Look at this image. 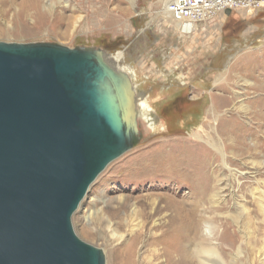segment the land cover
Here are the masks:
<instances>
[{"label": "rangeland", "instance_id": "rangeland-1", "mask_svg": "<svg viewBox=\"0 0 264 264\" xmlns=\"http://www.w3.org/2000/svg\"><path fill=\"white\" fill-rule=\"evenodd\" d=\"M164 1L0 0V42L89 48L136 73V141L72 217L106 264H194L183 210L216 226L228 264H264V3L184 33Z\"/></svg>", "mask_w": 264, "mask_h": 264}, {"label": "water", "instance_id": "water-1", "mask_svg": "<svg viewBox=\"0 0 264 264\" xmlns=\"http://www.w3.org/2000/svg\"><path fill=\"white\" fill-rule=\"evenodd\" d=\"M132 89L99 51L0 42V264H106L72 217L136 141Z\"/></svg>", "mask_w": 264, "mask_h": 264}, {"label": "bare ground", "instance_id": "bare-ground-1", "mask_svg": "<svg viewBox=\"0 0 264 264\" xmlns=\"http://www.w3.org/2000/svg\"><path fill=\"white\" fill-rule=\"evenodd\" d=\"M170 1L171 0H165L164 1L165 5H166L165 6L166 9H165L164 15L167 18H171V15L169 13H167V5H168V3ZM172 21H173V19L171 20V22ZM172 23H175V25L177 27H179L184 33H191L194 30V27L196 26V24H189V23H184V22L180 23V22L173 21ZM110 58H111V56L109 57V59ZM105 59H106V62L109 65H111L108 62V60L106 58V55H105ZM112 59L115 61L116 58L112 56ZM118 67L120 68V66H118ZM117 68H114V70H116L120 75H122ZM122 70L124 71V73L126 72V74L129 73L131 76H133V78L136 76V73L133 70H131L130 68H126V69L122 68ZM122 76H124V75H122ZM134 88L132 90H134ZM134 92H136V91H134ZM133 96H135V95H133ZM135 100L137 101L136 96H135ZM136 101H135V108H136ZM137 104H138V102H137ZM143 105L144 104H141V101H140V105H139V108H140V112H139L140 119H141V121L143 122V124L145 125L146 128H149L150 130L155 131L156 130V124H155L156 119L154 118V112L152 111V109L150 107L147 106L146 103H145V106H143ZM134 111H136V110H134ZM87 194H88V192H87ZM262 196L264 197V193L262 194ZM190 211H191V209H190ZM203 220H205V219L197 220L195 218L194 214H193V211L186 213L183 210L180 214L177 215L176 221H178L179 224H183L184 227H187V229L189 231V234L191 233V238H190V242H189V249H188L189 251H188V254L184 253L185 257H183V258H186V259H184V262L186 263L185 260H187V262H188L189 260H191L193 258V259H196L194 261V264H228L226 262V260H225V257L221 253V250L219 249V245L214 242V240H217V239H215L216 234L214 233V231L216 229V226L213 225V223H211L208 220H206L204 222H203ZM224 238H225V235L223 236V239ZM192 264H193V262H192Z\"/></svg>", "mask_w": 264, "mask_h": 264}, {"label": "built area", "instance_id": "built-area-1", "mask_svg": "<svg viewBox=\"0 0 264 264\" xmlns=\"http://www.w3.org/2000/svg\"><path fill=\"white\" fill-rule=\"evenodd\" d=\"M264 0H171L167 13L175 22L195 24L213 19L227 10L252 13Z\"/></svg>", "mask_w": 264, "mask_h": 264}, {"label": "crops", "instance_id": "crops-1", "mask_svg": "<svg viewBox=\"0 0 264 264\" xmlns=\"http://www.w3.org/2000/svg\"><path fill=\"white\" fill-rule=\"evenodd\" d=\"M259 13V12H258ZM220 15V14H219ZM223 16H227V15H225V13H224V15ZM245 17V16H244Z\"/></svg>", "mask_w": 264, "mask_h": 264}]
</instances>
